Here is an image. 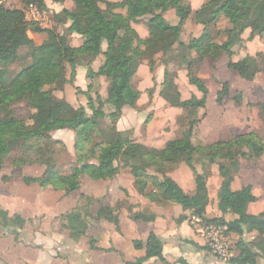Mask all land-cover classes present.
Masks as SVG:
<instances>
[{
  "label": "trees",
  "instance_id": "trees-1",
  "mask_svg": "<svg viewBox=\"0 0 264 264\" xmlns=\"http://www.w3.org/2000/svg\"><path fill=\"white\" fill-rule=\"evenodd\" d=\"M33 1L40 7H46L45 0ZM51 1L61 3L65 0ZM71 1L73 9H62L55 18L58 22L70 21L66 32L83 37L79 46L70 45L56 28L33 25L34 28L29 29L30 24L25 20L22 8L0 4V168L17 149L19 154L11 160L16 169L31 164L44 166L40 176H23L25 184L36 183L39 187L61 190L65 194L79 190L82 175L92 180H108L119 170L128 169L137 186L145 188L150 184L155 189L160 202H175L183 210L204 216L209 204L206 187L209 171L202 165V172H198L194 162L195 155L201 156L209 164L218 163L221 177L217 208L222 216L208 220L225 225L227 234L234 233L239 237L235 243L236 253L228 262L256 264L264 258V211L258 214L247 212L248 205L256 200L251 184L233 190L231 183L239 170V159L255 160L264 155V139L255 131H247L210 144L194 145L191 138L197 127L191 120L181 135L169 140L162 149L147 150L135 158L129 157L133 148L130 132L118 130L116 122L122 107H133L139 97V91L132 84V63L140 58L147 60L150 72L154 71L158 61L167 65L177 58L178 64H184L189 84L197 88L201 97L177 98L172 104L192 113L204 108L208 93L205 82L198 76L203 60L213 61L225 54L229 58L227 67L230 70L244 80H253L264 69V51L246 54L236 61L230 57L234 53L233 47L242 45L241 35L246 29H249L248 40L264 37V0H204L195 10L187 0ZM169 9H174L178 17L176 24L163 17ZM222 15L228 18L231 26L224 30L225 40L219 41L214 38L211 28ZM143 16H150L144 38L132 27V22ZM188 18L202 25L203 30L198 37L183 42L180 35ZM29 30L46 32L47 38L36 45L28 36ZM103 43L106 45L104 50ZM22 48L28 51L22 54ZM156 54L160 57L156 58ZM98 55L103 56V62L95 71L86 64L87 74L90 80L99 76L105 78V97L91 94L92 82L86 90L75 87L77 92L86 96V108L91 112L88 114L84 106L76 107L65 98L55 96L54 92L63 91L66 84H74L80 57H86L90 63ZM18 60L27 62L9 76L8 65ZM168 74L165 69V82L172 83ZM229 92V82L223 81L215 101L221 104ZM234 100L240 104L241 93H237ZM22 101L35 108L27 119H18L13 112V106ZM106 105L111 107L109 113L103 110ZM60 129L74 132L73 149L77 165L69 174H62L55 162V148L59 142L52 139L51 132ZM181 161L193 173L195 190L192 194L185 193L167 176V172L175 169ZM82 198L86 201L83 207L79 205ZM94 201L80 194L76 207L62 215L66 221L63 226L72 238L85 235L88 226L85 216H91L89 208ZM82 209L83 213L80 212ZM103 209L100 207L94 217L111 221L118 229L117 213L111 208H105L104 213ZM225 214H234L237 218L226 220L223 218ZM130 218L147 221L154 216L134 212ZM24 222L25 219L18 214L8 216L0 211V226L3 228L21 227ZM252 232L256 233V238L246 240L242 237ZM133 244L144 249L142 260L151 257L163 259L161 241L153 232L148 234L144 243L134 241Z\"/></svg>",
  "mask_w": 264,
  "mask_h": 264
},
{
  "label": "crops",
  "instance_id": "crops-1",
  "mask_svg": "<svg viewBox=\"0 0 264 264\" xmlns=\"http://www.w3.org/2000/svg\"><path fill=\"white\" fill-rule=\"evenodd\" d=\"M110 1L115 2L120 0ZM187 1H189L192 10L198 9L204 2V0H197V3L194 4L192 0ZM45 4L55 13H59L62 9L71 10L74 7V4L69 0H65L61 3H54L51 0H45ZM163 17L171 24H176L178 22V17L176 16L174 9L165 11ZM146 21L147 17L143 16L132 23L133 28L142 38L147 35ZM69 25L70 21L64 22L59 28H57V31L60 33L66 31ZM226 27H229L228 23H226ZM202 30V25L188 18L183 24L180 40L186 42L193 37L199 36ZM40 34H42V32H28V36L36 45L41 44L47 38L44 39V37H40ZM68 34L70 45H81L83 41L81 35L76 33ZM248 35L249 29H246L242 38L245 39ZM258 38L260 37L256 36L252 40H247L246 42L248 45L246 46L249 47V44L256 42ZM102 48L103 50L106 48L105 43H103ZM247 52L248 51H246V53ZM248 53L252 54L250 51ZM222 56H226L227 61L229 60L227 55L222 54L221 57ZM159 57L160 54L156 56V58ZM236 59L238 60V58ZM93 62L96 64V67L93 68L95 71L103 62V56L98 55ZM208 62L210 61L207 59L203 60L198 71L199 76L204 81H206V79L202 74V68ZM161 65L162 63L158 61L155 67V73L158 69H160L161 72L163 71ZM162 67L165 69L163 65ZM183 67L184 66H181L176 70L179 78L181 74L186 76V69ZM86 70V65L85 67L81 64L76 66L74 86L79 87L82 90H85L83 88V83L85 84L87 82L85 79ZM99 77L103 78L102 76ZM238 78L240 77L238 76ZM95 79L97 78H94L93 82ZM90 82L91 81H88V84ZM104 83L105 91L107 85L106 80ZM132 84L134 86L133 81ZM67 85L70 86V84H66L65 87ZM187 86V88H190L193 93H190V96L194 95L197 98L201 96V93L197 89L194 88L195 91L191 89V86L193 85L188 83ZM134 88L139 91L138 98L140 99L142 90L135 86ZM64 90L62 92H64ZM190 96L185 97L184 99H187ZM62 97L66 98L65 96ZM142 106L146 107L147 104L142 102ZM132 113L133 111H129V115ZM124 115H126V113L123 110V113L118 120L119 122L122 118H125ZM117 128L122 130L119 127ZM59 133L63 132L59 131ZM167 176L172 178L185 193L192 194L194 192L195 184L193 173L187 165L186 167L183 165L176 167L168 173ZM211 178L215 181V194L221 182L220 176L214 171L207 179L206 187L209 204L207 205L204 214V217L207 219L222 216L217 208V199L215 198V201H212V196L209 191ZM85 181H87V185H89V191H86L85 194L93 195L97 199V203L100 201L102 202V204L100 203L97 205L95 211H91V214L95 215L99 208L105 204L106 209L111 208L114 213H117L119 220L118 229L113 222L104 218H96V221H93L87 227L85 236L88 238L86 241H82L83 238H85L84 236L74 239L70 236L69 231L61 226L62 221L60 223L59 220L61 215L72 211L76 207L78 199L75 198L74 201L70 200V196H72L73 193L65 194L61 190L36 186L38 190L43 192L37 197L35 194L25 193L28 192L26 187L22 189L24 192L17 194L11 193L9 196L4 195V197L9 198L6 199L8 200L9 208H5L7 209V213L4 212L8 214V216L18 214L25 219V222L21 227L3 228L0 226V264H124L125 262L135 263L136 261H140L139 264H232L228 261H220L210 252L204 239L188 221L189 214L191 213L190 211L183 210L182 207L175 202H160L155 189L152 188L150 184L145 188L137 186L128 169L119 170L108 180L86 179ZM235 182L236 176H234L231 183V188L233 190L239 189L242 185L251 184L250 182L246 183L244 181L243 183H239V188H235ZM98 187H101V189ZM252 191L257 199L254 186H252ZM119 202L121 203V206L115 210V207H118L117 203ZM254 203L255 202H252L248 205L247 212L250 214H258L261 212H250L251 206ZM132 212L153 215L154 218L147 221L133 220L130 218ZM40 215H43L46 218L43 221V224H46V226L42 227L41 230H35L29 219H34ZM223 218L226 220L233 219L237 218V215L225 214ZM90 227H92L91 233H89ZM150 232H153L161 241V254L163 259L151 257L142 260L145 254L144 249L136 248L133 244L134 241H141L144 243ZM250 234L256 236V233L254 232ZM90 238L97 242L89 243ZM231 252L233 256L236 253V248ZM256 264H264V258L259 259Z\"/></svg>",
  "mask_w": 264,
  "mask_h": 264
},
{
  "label": "rangeland",
  "instance_id": "rangeland-1",
  "mask_svg": "<svg viewBox=\"0 0 264 264\" xmlns=\"http://www.w3.org/2000/svg\"><path fill=\"white\" fill-rule=\"evenodd\" d=\"M30 2L37 4L33 0H0V4H2L3 6L9 8H22L24 12L28 3ZM192 2L196 4L197 0H192ZM40 8L41 10L45 11L46 18L42 23H31L25 19L28 24L32 25H29V29H33V25H35L42 28H56L57 30L60 25H62L64 22H67H58L55 18V15L58 13L53 12L52 9L48 8L47 6L45 8ZM146 17L148 20L150 16ZM226 23L229 24V27L231 26L228 18L222 15L221 18L217 21L216 25L211 28L212 34L215 39L219 41L225 40L226 34L224 33V30L228 28L226 27ZM29 31L34 32V30ZM218 31H221V33L217 34ZM58 33L60 32L58 31ZM60 34L68 40V32L63 31ZM39 36L44 37L45 39L47 37V33L42 32V34H40ZM241 36L243 37V34ZM247 40L248 39L245 37V39L243 38L242 45H236L233 47L234 53L232 57H230V59L236 61V58L240 59L244 57L246 54H249V51L252 53L251 55L264 51V37H260L258 38V40H256V42L249 44V47L246 46L248 45V43L246 42ZM27 51V48L20 49V53L22 54H25ZM246 51L248 52L246 53ZM157 55L158 54H156V56ZM223 56H220L216 60H211L202 68V74L208 83L204 81L198 73V76L204 82H206L205 84L206 86H208V93L206 97L207 103L205 102L204 108L197 109L195 113H192V111L189 109H183L182 107H178L172 104L177 98H179L180 100H186L184 99L185 97L190 96V93L193 94L192 90H190V88H187V85L189 83H187V76L181 74L179 78V76L177 75L176 70L178 66H184V64H178L179 59L176 58L169 62L167 65H164L161 62L165 69L168 70V77L169 79L173 80L172 83H169L167 81L165 82V69L162 67V65L161 68L163 69V71L161 72L160 69H158V71L155 73V69L153 72H150L147 65V60L145 58H140L138 61L132 63V68L134 69L132 81L136 88L142 90L141 98H138L140 101L136 99L134 103L135 105L133 107L123 106L121 115L124 110L126 113V115H124L125 118H122L120 122L118 121V119L116 122V128L119 127L120 129H122L120 131L130 132L133 148L129 152V157L133 156L135 158H139L140 154L146 152L147 150L153 151L162 149L169 140L179 137L181 135V132L188 127V123L191 120H194L197 127L196 129H194L191 138V141L194 145L210 144L217 140L231 138L246 131H255L262 139H264V107H261V105H264V69L258 72L255 78L251 81L244 80L242 78L240 79L238 78L237 73L227 67V58L226 56ZM26 62L27 61L25 60H18L8 65V69L10 72L9 76L15 74ZM78 63L83 65L84 67L86 64H88L92 69L96 67L95 62L91 61L89 63V60H86V57H80ZM183 68H185V66ZM174 74L175 76H173ZM96 78L97 79H95L94 82L93 79L90 80L86 70L85 79L87 80V82L85 84L82 82L83 88L86 90L88 81H91L93 83L91 94L93 96H95L96 94H101L100 96L105 97V78ZM223 81L229 82L230 92L229 96L226 97L221 104H219L215 101L216 92L220 89L221 83ZM193 86H191V89H197ZM237 93H241L242 95V102L240 104H237L234 100V96ZM54 94L58 98H62V96H65V99L76 107L82 105L86 108V96L77 92L74 84L70 86L67 85L64 92L55 91ZM200 97L201 96H199L198 98ZM142 102H145L147 106H142ZM34 110L35 108L33 107V105H30L24 101L16 103L13 106V112L18 119H27L30 114L34 112ZM103 110L109 113L111 111V107L106 105L103 107ZM86 111L88 114L91 113L88 108H86ZM129 111H133V113L129 115ZM59 131L63 133H59ZM51 137L53 140L59 142L55 148L57 151L55 155L56 165L61 169L62 174H69L77 165L74 149L72 147V144H74V132L69 129L54 130L51 132ZM18 154L19 150H14V152H12L9 157L5 159L4 164L0 168V211L6 212L7 209L5 208H9L8 200H6L9 198L4 197V195L9 196L11 193L17 194L24 192L22 191V189L26 187V189H28V192L25 193L35 194L37 195V197L38 195L43 193L42 191L38 190V188L36 187L38 185L36 183L25 185L23 183L22 177L40 176L44 172V166L31 164L24 165L20 169H16V167L11 165V160ZM219 160L222 161L221 159ZM239 161L241 165L239 166L238 172L234 175L236 176L234 187L239 188V183H243L244 181L246 183L250 182L252 186H254V191L257 195V199L251 206L250 212H262L264 211V155L255 160L239 159ZM194 162L198 172H202V165H204L207 171H209L207 179L211 176L213 171L216 172V174L218 173V163L209 164L205 162V160H203L201 156L198 155L194 156ZM180 165L186 167V164L182 161L178 166ZM170 172H167V174ZM86 179L90 178L86 175L81 176L80 188L79 190L73 192L72 196H70V200L74 201L75 198L79 200L80 194L95 199L96 201H94L89 208V211L93 212L95 211L97 205H99L100 203L102 204V202L100 201L99 203H97V199L93 195L85 194L86 191H89V185H87V181H85ZM98 188L101 189V187ZM215 190V181L213 178H211L209 191L212 196V201H215V198L217 199V192L215 194ZM85 203L86 201L82 198L79 205L83 207ZM117 204L119 208L121 206V203L119 202ZM103 205V212L105 213L106 205ZM80 212L83 213V209L80 210ZM94 216L95 215L93 214H91V216H85L87 225L91 224L93 221H96V218ZM101 218L102 217H99L97 219ZM44 219L46 218L43 215H40L38 217H35L34 219L29 220L35 230H41L42 227L46 226V224H43ZM59 220L60 223L62 221L61 226L66 223L62 215L59 217ZM63 228L65 227L63 226ZM91 232L92 227H90L89 229V233ZM83 236L85 238H83L82 241H86L88 237L85 235ZM242 237H244L246 240L256 238V236H253V234L246 233ZM238 238L239 237L237 234H229L228 245L231 251L235 250V243ZM92 242L96 243L97 241L93 240Z\"/></svg>",
  "mask_w": 264,
  "mask_h": 264
},
{
  "label": "built area",
  "instance_id": "built-area-1",
  "mask_svg": "<svg viewBox=\"0 0 264 264\" xmlns=\"http://www.w3.org/2000/svg\"><path fill=\"white\" fill-rule=\"evenodd\" d=\"M24 15L25 19L31 23H42L46 18L45 11L32 2L28 3ZM188 221L217 259L223 262L230 259L232 252L228 245L229 234L226 233L225 225L217 221H209L206 217L193 213L189 214Z\"/></svg>",
  "mask_w": 264,
  "mask_h": 264
}]
</instances>
